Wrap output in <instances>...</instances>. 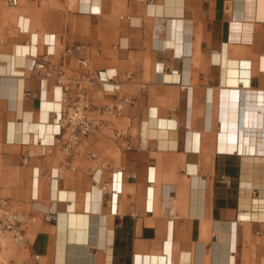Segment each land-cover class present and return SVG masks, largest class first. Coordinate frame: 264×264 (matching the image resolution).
Instances as JSON below:
<instances>
[{
    "label": "crops",
    "instance_id": "0c3cea01",
    "mask_svg": "<svg viewBox=\"0 0 264 264\" xmlns=\"http://www.w3.org/2000/svg\"><path fill=\"white\" fill-rule=\"evenodd\" d=\"M0 37V198L30 216L16 259L264 264V0H19ZM80 56L102 125L73 142L50 108Z\"/></svg>",
    "mask_w": 264,
    "mask_h": 264
},
{
    "label": "built area",
    "instance_id": "2783aa9c",
    "mask_svg": "<svg viewBox=\"0 0 264 264\" xmlns=\"http://www.w3.org/2000/svg\"><path fill=\"white\" fill-rule=\"evenodd\" d=\"M19 4V0H0V13L3 7L14 8ZM5 45V41L0 37V55ZM24 45H29L26 42ZM80 45H73L65 49V54L71 56L74 52L79 51ZM54 55L51 50V45H47V49L40 60L33 64V68H38L44 71V79L41 84L51 77L52 68L47 65V58ZM36 57V53L33 55ZM77 68L74 72L64 75L59 71L55 78V89L59 90V99L56 101L58 108H50L53 114L49 125L53 126L54 136L62 137L68 135L69 140L76 142L82 137H86L99 129L102 125V120L95 119L89 116V111L92 109L91 99L87 96V88L94 81H99L98 77H93L90 72L88 59L84 56L76 58ZM24 96H31L30 90L24 91ZM53 102V101H51ZM133 101L127 98L116 100L113 103L102 106L99 113H104L112 117L120 116L124 106L131 104ZM118 172L113 173L110 181V193L113 198H116L120 193V187L116 183ZM30 220V216L24 212L10 210L7 207V201L0 198V243L5 237H9L14 246H22L24 242V229ZM46 221H51V216H45ZM1 248V245H0ZM38 256L34 257V261L22 262L16 260H8L0 264H38Z\"/></svg>",
    "mask_w": 264,
    "mask_h": 264
},
{
    "label": "rangeland",
    "instance_id": "374dc122",
    "mask_svg": "<svg viewBox=\"0 0 264 264\" xmlns=\"http://www.w3.org/2000/svg\"><path fill=\"white\" fill-rule=\"evenodd\" d=\"M0 245L3 248V255L0 256V263L8 261L9 259H14L17 261H21L22 258H18L16 259V247L12 244L11 240L9 239V237H5Z\"/></svg>",
    "mask_w": 264,
    "mask_h": 264
},
{
    "label": "bare ground",
    "instance_id": "6f19581e",
    "mask_svg": "<svg viewBox=\"0 0 264 264\" xmlns=\"http://www.w3.org/2000/svg\"><path fill=\"white\" fill-rule=\"evenodd\" d=\"M52 131H53V127H52ZM244 217V216H243Z\"/></svg>",
    "mask_w": 264,
    "mask_h": 264
}]
</instances>
